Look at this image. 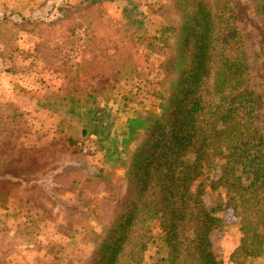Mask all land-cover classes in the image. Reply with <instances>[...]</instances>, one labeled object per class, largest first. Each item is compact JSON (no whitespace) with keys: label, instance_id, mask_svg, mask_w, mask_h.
I'll use <instances>...</instances> for the list:
<instances>
[{"label":"rangeland","instance_id":"obj_1","mask_svg":"<svg viewBox=\"0 0 264 264\" xmlns=\"http://www.w3.org/2000/svg\"><path fill=\"white\" fill-rule=\"evenodd\" d=\"M245 1L264 25V0ZM217 2L0 0V264L96 263L136 192L131 153L153 143L145 129L172 90L177 57L192 63L193 26ZM90 134L97 155L77 145ZM206 178L211 207L214 172ZM222 214L211 241L231 264L242 235L233 211Z\"/></svg>","mask_w":264,"mask_h":264},{"label":"trees","instance_id":"obj_2","mask_svg":"<svg viewBox=\"0 0 264 264\" xmlns=\"http://www.w3.org/2000/svg\"><path fill=\"white\" fill-rule=\"evenodd\" d=\"M220 1L193 26L189 67L177 57L172 90L145 129L153 143L131 153L136 192L95 264H146L154 245L149 264H226L211 241L224 210L233 211L242 235L230 263L264 264V25L245 0ZM212 172L217 193L206 207Z\"/></svg>","mask_w":264,"mask_h":264},{"label":"built area","instance_id":"obj_3","mask_svg":"<svg viewBox=\"0 0 264 264\" xmlns=\"http://www.w3.org/2000/svg\"><path fill=\"white\" fill-rule=\"evenodd\" d=\"M80 150L87 155H97L99 152L96 136L93 134L87 135L77 142Z\"/></svg>","mask_w":264,"mask_h":264},{"label":"crops","instance_id":"obj_4","mask_svg":"<svg viewBox=\"0 0 264 264\" xmlns=\"http://www.w3.org/2000/svg\"><path fill=\"white\" fill-rule=\"evenodd\" d=\"M23 113H25V109H22ZM25 115V114H24Z\"/></svg>","mask_w":264,"mask_h":264}]
</instances>
